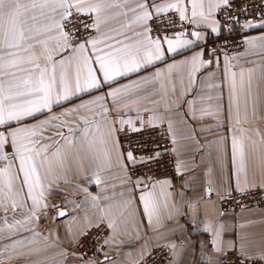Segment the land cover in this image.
<instances>
[{"label": "snow or ice", "instance_id": "6c2138e0", "mask_svg": "<svg viewBox=\"0 0 264 264\" xmlns=\"http://www.w3.org/2000/svg\"><path fill=\"white\" fill-rule=\"evenodd\" d=\"M230 7L231 0H160V2L158 0H0V161L5 162L0 165V196L10 199L11 207L15 210L16 198L26 186L27 199L31 200V216L28 219L35 218L38 221L40 216L36 215L37 210L49 208L54 210L53 214L57 219L69 216V212L63 206L48 203V196L54 195V192L50 185L46 186L43 183L46 176L42 177L38 171V168H43L45 163L51 164L49 156L56 158L57 166L61 170L66 164L68 167L71 166L67 155L61 152L59 143L51 151L47 149V144L52 140L44 141L42 133L46 127L55 125H51L50 120L39 121L30 127L24 122L45 110L51 113L54 104L69 101L74 96L91 93L105 86L109 89L105 95L97 96L87 103H81L78 108L71 110L78 111L79 108H87L89 104H95L99 105L100 109L96 115L106 117L113 111L116 113L112 118L111 126L98 137L91 132L89 127L82 129L84 135L81 150L89 159L90 164L96 168L91 177L87 179L102 186L103 190L104 182L100 172L104 170L105 163L115 164L126 173L130 170V166L135 169L137 165L147 167L151 171V166L160 163L163 155L158 148H153L151 151L142 148L139 155L135 150L120 152L119 160L112 161L111 152L107 147L108 138L116 131L130 130L139 133L147 127H157L156 122L164 123L163 117L155 113L148 118L147 122L138 116L139 126L132 119L120 117L125 115V109L139 113L141 110L139 107L130 106L136 104L141 95L139 90L144 85L152 86L144 88V92H159L160 100H154L152 103L165 102L167 111L169 91L173 96L176 94L173 71L177 65L175 63L167 65V81L164 73L157 70L149 76L119 87L113 88L112 82L118 77H126L130 73L147 69L155 61L163 60L165 51L176 52L177 49L193 45L195 41L201 39L199 31L181 32L171 38L166 36L153 38L152 28L148 22L154 19L160 20L161 13L173 12L178 14L180 21H188L196 24L197 27L206 26L211 32L218 34L219 21L215 19L210 21V17L213 12ZM114 9H123L114 15L125 18H128L131 13L129 22L123 26L130 28L135 24L141 28V31L129 35L126 32H116L112 29L116 32L115 35L104 34L102 25L107 26L109 19L112 18L109 13ZM82 17H87V20L81 19ZM169 19L172 20L171 17ZM172 23L175 21L172 20ZM244 27L251 28L254 25L247 22ZM93 32L100 35H93ZM189 35L195 39L185 38ZM257 39L264 42V36H261L248 40L247 43L255 46ZM49 42H52L51 48H49ZM36 45H40L46 53L47 62L43 66L39 63V58L30 53ZM20 53H28V55H20ZM204 55V52H197L189 59L180 62L190 82L196 79V74L202 68L207 69L214 63L213 60H205ZM54 56L60 58L54 59ZM241 88L244 91L243 119L247 122L249 102L251 101L252 115L255 117L256 100L252 96L251 81L246 87L244 85L243 72H241ZM230 93L229 114L234 108L236 130L245 131L246 129L241 124L240 98L237 94L235 71H231ZM182 95L186 97L187 93H182ZM109 97L112 98L110 107L105 103ZM197 99L202 98L194 97L191 101L184 100V103L188 104V110L184 113L188 120L201 121L205 115L210 114L202 108L198 109ZM143 111L148 112L149 109L144 107ZM58 119L60 117L51 116V120ZM80 119L85 125L89 124L86 117H80ZM117 123L120 125L119 129L116 128ZM102 127V123H97L98 131ZM166 127L175 144L177 137L172 131L173 124L170 120L167 121ZM250 131L259 136L260 143L264 145V131L260 128L250 129ZM59 135L63 138L62 133ZM190 135L194 138V129ZM247 142L253 143L251 137L247 138ZM231 143L237 190L247 191L249 186L256 187L257 185L250 181L252 155L246 152V138L234 136ZM68 146L73 148L75 142L68 141ZM17 159L19 160L18 171L23 173L19 190L16 189L15 182L21 178L18 173L13 172L14 161ZM257 160L264 167V152L259 153ZM181 166L182 162L177 161L176 170L178 172ZM241 175L245 185L243 189L240 188ZM134 176L133 171V175L127 176L122 181L123 184L131 185L133 195L123 201L107 203L103 207L99 202L101 200L110 201V197L94 196L88 192L87 188L81 189L91 199V207L97 209L99 214L93 213V219L85 217L83 227H77L75 230L72 225H78L79 221L73 217L72 225L66 226L64 242L71 248H82L84 247L83 241H86L95 229L93 238L97 247L92 256H88L87 252L79 254L71 252L72 258L81 261L82 264H111V257L104 249L106 246L125 243L118 237L127 234L125 217L134 215L132 204L137 189L140 190L139 202L143 205V215L147 218V226L155 229L161 224L162 210H168L170 207L172 193L167 189L171 187V181L143 173L135 176V179ZM158 186L159 191H157ZM259 186L264 187V183ZM210 191L209 189V194ZM46 192L48 196L45 195ZM124 195V192L120 193L121 197ZM2 204L3 201L0 200V206ZM76 207L79 208L80 205ZM42 215L47 216L48 213L43 212ZM168 219H171V215ZM204 230L212 233V239L203 246L206 254L203 264H219L214 256L207 255V253L224 255L227 251L234 249L235 245L231 241L226 243L222 239V226L215 228L208 224ZM56 238L59 240V235ZM44 239H49V237H44ZM17 244H23V241H17L12 247L15 248ZM97 254L103 255V259H99ZM241 254H244L243 251ZM64 255L67 259L69 253L65 252Z\"/></svg>", "mask_w": 264, "mask_h": 264}, {"label": "crops", "instance_id": "0c3cea01", "mask_svg": "<svg viewBox=\"0 0 264 264\" xmlns=\"http://www.w3.org/2000/svg\"><path fill=\"white\" fill-rule=\"evenodd\" d=\"M222 9L213 12L210 21L212 19L219 21ZM119 11H123V9H114L109 13L112 18L109 19L107 26L102 25L104 34L113 36L116 32H126L132 35L134 32L141 31V28L135 24L130 28L124 27L123 25L129 22L131 13L128 18L114 15ZM165 14L168 13L160 15ZM184 22L188 25L185 32L199 31L200 40L195 41L193 45L179 48L176 52L165 51L163 60L155 61L147 69L130 73L126 77H118L112 82L113 88L119 87L149 76L157 70L164 73V78L167 81V65L173 63L177 65L173 71L176 94L173 96L169 91L167 111L165 102L152 103L154 100H160L159 92H144V88L152 87L144 85L139 90L140 98L136 104L130 106L132 108L139 107L141 109L139 113L125 109V115L120 118L132 119L137 122L138 116L142 117L145 114L151 116L155 113L162 116L164 121L163 124L156 122L157 126H166L167 121L170 120L173 124L172 131L177 137L176 143L172 142L173 149H175L173 154L176 163L181 161L182 166L179 172L176 170L175 178L170 180L171 187L167 189L172 193L170 207L168 210H162L161 224L157 225L155 229L147 226V218L143 215V205L139 202L140 190L137 189L132 204L134 215L125 217L127 234L118 237L125 243L108 246L107 253L111 257V264H138V262L140 264L154 250L167 249L172 254L170 264H203L206 255L203 246L212 239V233L206 232L204 229L206 225L211 224L215 228L222 226L221 237L226 243L233 242L235 247L232 250H237L240 254L243 251L244 254H241L243 257H247L250 261H261L264 264V259H261L264 257V206L241 210L237 213L224 212L220 207V200L232 193L264 190V187L259 186L264 183V167L257 160L259 153L264 152V145L260 143V137L250 131L254 128L264 131V42L257 39L255 46L247 43L246 51L242 54L212 57L205 46L209 40L221 34L220 21L218 34L211 32L206 26L197 27L196 24ZM112 29H115L116 32ZM94 35L100 34L94 32ZM261 36H264V20L254 27L248 28L247 41ZM185 38L195 39L190 35ZM51 46L52 42H49V48ZM166 47L165 44L164 48L166 49ZM197 52H204L203 58L213 60L214 63L207 69L202 68L196 74V79L190 82L186 71L180 66V62L189 59ZM30 53L39 58L41 66L47 62L46 53L40 45H36L34 49L30 50ZM20 55H28V53H20ZM59 58V56H54V59ZM231 71L236 72L241 124L246 129L245 131L236 130L234 108L229 114ZM241 72H243L245 87L251 81L252 96L256 100L255 117L252 115L251 101L249 102L247 122L243 119L244 91L241 88ZM108 90L105 86L100 90H93L91 93L74 96L69 101L54 104L51 113L45 110L24 122L26 126L30 127L39 121L50 120L51 125H55L46 127L42 133L44 141L52 140L47 144V149L51 151L59 143L61 152L67 155L71 166L68 167L66 164L65 168L61 170L57 166L56 158L49 156L51 164L45 163L43 168H38V171L42 177L46 176L43 183L46 186L50 185L54 192L52 196L45 193L50 205H61L64 208L63 204L68 202H77L80 205L78 215L74 216L79 224L72 225L73 217L69 216L57 219L51 208L37 210L36 215L40 216L38 221L35 218L28 219L31 216V200L27 199L26 186L16 198L17 207L15 210L11 207L10 199L0 196V200L3 201L0 206V264H82L81 261L70 255L71 252H75V248L69 247L64 242L66 226L72 225L73 230L77 227L82 228L85 217L93 219V213L99 214L97 209L91 207V199L81 189L87 188L88 192L94 196L110 197V201L101 200L99 202L101 207L110 202L123 201L133 195L131 185L122 183L127 176L131 175L130 170L126 173L115 164L105 163L104 170L100 172L104 182L103 190L102 186L87 179V177H91L96 168L90 164L89 159L81 150L84 135L82 129L87 126L98 137L111 126L112 118L116 113L113 111L106 117L96 115L100 109L99 105L95 104H89L87 108H79L78 111L71 110L78 108L81 103H87L97 96L105 95ZM182 93H187V96H183ZM194 97L202 98L197 99L198 109L202 108L206 113H210L205 115L201 121L188 120L184 115L188 110V104L184 103V100L191 101ZM105 103L110 107L112 98H107ZM144 107H147L149 111L144 112ZM66 112L68 114H65ZM197 115H200L199 111ZM51 116H58L60 119L51 120ZM80 117H86L89 124L85 125ZM97 123L103 124L99 131ZM119 127L120 125L117 123L116 128L119 129ZM193 129L194 138L190 135L193 133ZM118 132H114L108 138L107 147L111 152L112 161H118L119 153L123 152L118 140ZM60 133L63 134V138L59 135ZM234 136L246 138V152L252 155L250 181L257 186H249L247 191L237 190L235 169L232 164L231 141ZM248 137H251L253 143L247 142ZM68 141H74L75 146L69 148ZM97 147L101 146L97 145ZM4 163V161H0V165ZM18 170L19 160L17 159L13 166V172L18 173L21 178L15 182L17 190L20 189L23 178V173ZM244 187L241 175L240 188ZM209 189L211 190L210 194ZM157 191H159V186ZM121 192L125 193L124 197L120 196ZM43 212H47L48 215H42ZM169 215H171V219H168ZM57 235L60 237L59 240L56 238ZM44 237H49V239H44ZM17 241H23V244H17L13 248L12 245ZM65 252L69 253L67 259L64 255ZM207 255L214 256L220 264L222 254L209 252Z\"/></svg>", "mask_w": 264, "mask_h": 264}, {"label": "built area", "instance_id": "2783aa9c", "mask_svg": "<svg viewBox=\"0 0 264 264\" xmlns=\"http://www.w3.org/2000/svg\"><path fill=\"white\" fill-rule=\"evenodd\" d=\"M247 9V11H245ZM175 23H172V20ZM81 19L87 20V17ZM264 20V0H232L230 8H223L219 14V21L222 26V32L216 38L209 40L205 46L206 50L212 57L233 56L242 54L247 48L248 28L244 27L247 22L253 25ZM89 23L91 21H88ZM152 28V37H174L175 35L185 32L188 25L184 21H180L178 14L168 13L160 15V20L149 21ZM83 32V29H81ZM94 35V32L92 33ZM87 35V33H84ZM150 116L145 114L142 118L147 122ZM139 126V122H136ZM118 140L123 152L135 150L140 154L142 148L151 151L158 148L163 155L160 163L153 164L151 171L147 167L137 165L135 169L130 166V174L140 176L142 173L154 176L160 179L172 180L176 176V159L173 154L172 138L168 133L166 126L147 127L144 131L135 133L130 130L119 131ZM135 176L133 178H135ZM65 205L69 212V217L78 215L79 211L77 202H68ZM264 206V190L250 191L245 193H232L220 200V207L224 212H239L245 209H252ZM95 229L92 230L89 238L83 241L84 247L76 249L77 254L87 252L88 256H92L96 250V242L93 238ZM108 252V246L104 249ZM102 259L103 255L97 254ZM172 254L170 250L158 249L154 250L143 259L140 264H170ZM220 264H263L261 261H250L243 257L237 250H229L222 255Z\"/></svg>", "mask_w": 264, "mask_h": 264}, {"label": "rangeland", "instance_id": "374dc122", "mask_svg": "<svg viewBox=\"0 0 264 264\" xmlns=\"http://www.w3.org/2000/svg\"><path fill=\"white\" fill-rule=\"evenodd\" d=\"M76 252V251H75ZM100 259V258H99Z\"/></svg>", "mask_w": 264, "mask_h": 264}]
</instances>
